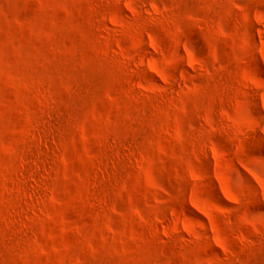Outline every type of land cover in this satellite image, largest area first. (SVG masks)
I'll list each match as a JSON object with an SVG mask.
<instances>
[{"label":"rangeland","instance_id":"1","mask_svg":"<svg viewBox=\"0 0 264 264\" xmlns=\"http://www.w3.org/2000/svg\"><path fill=\"white\" fill-rule=\"evenodd\" d=\"M0 264H264V0H0Z\"/></svg>","mask_w":264,"mask_h":264}]
</instances>
